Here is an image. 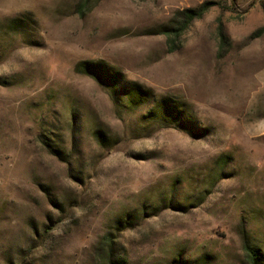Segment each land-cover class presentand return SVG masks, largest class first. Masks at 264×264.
<instances>
[{
	"label": "rangeland",
	"instance_id": "obj_1",
	"mask_svg": "<svg viewBox=\"0 0 264 264\" xmlns=\"http://www.w3.org/2000/svg\"><path fill=\"white\" fill-rule=\"evenodd\" d=\"M247 242L264 0H0V264H247Z\"/></svg>",
	"mask_w": 264,
	"mask_h": 264
},
{
	"label": "trees",
	"instance_id": "obj_2",
	"mask_svg": "<svg viewBox=\"0 0 264 264\" xmlns=\"http://www.w3.org/2000/svg\"><path fill=\"white\" fill-rule=\"evenodd\" d=\"M208 9L207 5L201 6L200 8H189L183 10L180 14L182 20L178 25H170L168 28L164 29L165 34L168 36V50L170 52L175 51L179 48V39L185 30L191 25V23L200 18L203 13ZM93 67L95 66L92 65ZM88 72L93 75H98V71L95 68H87L85 67ZM82 70V69H81ZM99 76V75H98ZM128 96L131 97L132 101H142V99L147 100L148 93H145L138 84H133V86L129 87ZM163 106L168 108H174L169 103L164 101L159 108H163ZM110 248L112 239L107 238L105 241ZM245 256H246V263L247 264H264V253L260 247L256 246L252 242H247L244 246ZM113 253L111 252H104L101 254V262L102 264H112Z\"/></svg>",
	"mask_w": 264,
	"mask_h": 264
}]
</instances>
